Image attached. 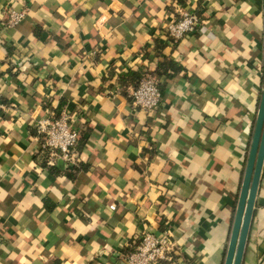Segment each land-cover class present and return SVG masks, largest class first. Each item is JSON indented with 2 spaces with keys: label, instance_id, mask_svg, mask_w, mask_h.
I'll use <instances>...</instances> for the list:
<instances>
[{
  "label": "crops",
  "instance_id": "crops-1",
  "mask_svg": "<svg viewBox=\"0 0 264 264\" xmlns=\"http://www.w3.org/2000/svg\"><path fill=\"white\" fill-rule=\"evenodd\" d=\"M181 8L199 25L171 43ZM144 73L150 112L129 98ZM263 79L264 0H0V264H125L144 232L172 264H222ZM48 108L80 134L55 173L32 128ZM256 200L241 264H264V161Z\"/></svg>",
  "mask_w": 264,
  "mask_h": 264
},
{
  "label": "built area",
  "instance_id": "built-area-1",
  "mask_svg": "<svg viewBox=\"0 0 264 264\" xmlns=\"http://www.w3.org/2000/svg\"><path fill=\"white\" fill-rule=\"evenodd\" d=\"M2 25L6 29L17 26L26 16V9L8 7L5 10ZM199 25V18L195 12L187 8L179 9L174 20L165 26V33L171 43H177L182 38L192 34ZM154 76L144 73L137 85L129 94L131 104L144 112L155 110L162 100L161 92ZM2 107V93L0 91V108ZM34 139L40 150L45 152L48 161L60 159L64 162L72 161V151L77 146L80 134L70 119V112L61 109H46L44 114L33 123ZM113 209V206H110ZM175 247L167 232H144L133 243L132 249L124 254L125 264H172Z\"/></svg>",
  "mask_w": 264,
  "mask_h": 264
},
{
  "label": "water",
  "instance_id": "water-1",
  "mask_svg": "<svg viewBox=\"0 0 264 264\" xmlns=\"http://www.w3.org/2000/svg\"><path fill=\"white\" fill-rule=\"evenodd\" d=\"M264 161V79L222 264H241Z\"/></svg>",
  "mask_w": 264,
  "mask_h": 264
},
{
  "label": "trees",
  "instance_id": "trees-1",
  "mask_svg": "<svg viewBox=\"0 0 264 264\" xmlns=\"http://www.w3.org/2000/svg\"><path fill=\"white\" fill-rule=\"evenodd\" d=\"M160 70H158L155 75H161V76H164V77H170L173 73H176L179 68L175 67L172 63L168 62V63H164V64H160ZM141 78V75H138L136 76L135 78V86L137 85L139 79ZM158 83V82H157ZM134 86V87H135ZM159 91H160V88H159V85L157 86ZM161 92V91H160ZM47 159L46 156H44V158H42V167L43 168H46L49 172L51 173H55L56 172V167H55V163L53 162L52 164L49 163V161L47 162ZM130 251V250H129ZM127 251V252H129Z\"/></svg>",
  "mask_w": 264,
  "mask_h": 264
}]
</instances>
